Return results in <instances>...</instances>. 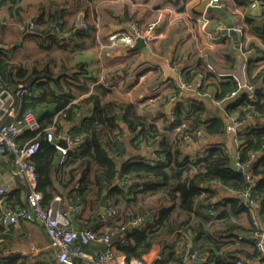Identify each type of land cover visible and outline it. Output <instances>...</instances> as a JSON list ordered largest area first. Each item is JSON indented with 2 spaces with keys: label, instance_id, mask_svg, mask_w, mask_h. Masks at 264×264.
Segmentation results:
<instances>
[{
  "label": "trees",
  "instance_id": "trees-1",
  "mask_svg": "<svg viewBox=\"0 0 264 264\" xmlns=\"http://www.w3.org/2000/svg\"><path fill=\"white\" fill-rule=\"evenodd\" d=\"M235 1L244 11L255 0ZM256 1L264 6V0ZM5 2L12 4L9 12L20 17L22 6L19 1L0 0V6ZM59 2L66 3V0H40L37 4L41 13L35 21L36 27L32 30L25 28L39 48L46 50L44 58L34 56L12 61L9 54L0 53V85L11 89L23 85L38 91L36 95L17 98L16 119L30 108L50 104L51 110L36 114L40 128L53 125L59 132L63 121L69 126L67 135L79 141L67 152L63 163H58L59 152L54 144L45 139L44 133L38 137L40 147L31 161L37 174L36 188L42 194V206H48L55 195L66 194L74 205L83 208L97 205L106 193L107 202L122 214L121 223L116 222L109 229L113 234L121 233V236L115 237V247L118 254L128 259L138 258L148 249L149 238L163 230L174 211L193 212L197 221L175 233L160 248L153 264H182V253L189 250V245L199 251L197 264H235L238 258L235 250L239 248L232 251L226 248L216 253L220 242L216 239L227 245L233 242L234 237L236 242L249 240L255 254L262 257L255 238L251 236L256 229L252 225L251 207L236 192L248 191L258 213L264 214V154L261 155L264 151V124L246 125L249 120L264 116V93L257 88L253 92L238 91L224 105L222 114L208 107L210 101L197 93L189 97L185 104L180 102L175 107V115L166 126H158L141 115L133 103L118 98L109 85L89 75L84 61L71 65L63 62L60 69L53 70L55 53L64 58L67 55L61 54L66 52L74 59L80 49V44L66 37L68 28L62 21V13L57 20L54 17V9ZM245 21L250 32L264 43V23L249 16ZM85 27H79L75 36L88 35V28ZM225 36L217 35L215 38L221 40ZM125 47L128 51L134 49ZM248 47L257 49L254 40ZM219 54L227 68L235 66L236 57L230 52L223 49L219 50ZM207 57H211L209 53ZM262 58L248 57L245 62L246 78L253 84L264 83V67L258 64ZM197 62L191 71L185 72L184 69V81H194L199 73L204 72L200 66L207 67L205 59L200 57ZM221 78L214 82L212 73L206 74L201 80L199 92H209L210 100H221L237 90L238 81L233 75L228 73ZM177 90L176 84L164 88V94H161L164 101L159 107L169 102L170 96L177 94ZM210 106L219 109L212 103ZM232 114L246 119L237 129L239 143L236 159L239 165L244 166L241 172L228 166L230 157L223 142L211 143L200 157L182 155L179 142L184 134L201 131L204 138L222 137L227 130L228 117ZM75 118H78L77 124L74 123ZM33 136L34 132L25 130L18 141ZM142 146L154 147L153 156L141 154ZM252 153L254 158H251ZM211 182L219 183L223 190L235 193V196L222 202L214 199L217 193L210 186ZM24 192L26 195L27 191ZM218 207L220 211H217ZM243 213L249 217L250 226L243 230L239 239L237 236L241 227L234 223V219ZM145 215H150V218L139 225H129L131 219L142 220ZM204 224L214 225L215 233L205 231ZM262 260L264 262V258ZM236 261L241 264L240 259ZM22 263L17 255L0 259V264Z\"/></svg>",
  "mask_w": 264,
  "mask_h": 264
},
{
  "label": "crops",
  "instance_id": "crops-1",
  "mask_svg": "<svg viewBox=\"0 0 264 264\" xmlns=\"http://www.w3.org/2000/svg\"><path fill=\"white\" fill-rule=\"evenodd\" d=\"M18 1L22 6L20 17L18 14L13 16L11 12H9L12 6L10 2H5L0 6V16L2 15L4 18L12 21L17 28L15 30L16 34H14L11 30H7L0 20V53L3 51V53L11 56L12 53H10L9 50H4L6 43L2 40L1 35L4 37L12 35L16 37V40L11 41L10 44L16 47V49L27 47L29 51L25 53L28 54L32 52L28 56L31 55L34 57L40 52L41 54L38 56L44 58L46 50L44 51L39 48L37 42L29 36V33L22 29L19 21L21 18L22 20L30 18L37 20L39 18L41 12L38 10L37 3L40 0ZM202 1L207 2L208 0H94L91 2L85 0H69V3L66 0L67 4L59 2V5L55 7L54 17H61L60 14L62 13V21L65 22L68 28L66 37L80 44V49H78V52L74 55L73 62L84 61L88 74L94 76L100 83L102 82L104 85L107 83L111 86L112 92L115 93L118 98L133 103L137 111L152 123L158 126H166L168 120L173 119L175 115V107L180 104V102L185 104L186 100L195 94L190 91H182L176 94L172 100L159 107L161 100H159L158 91L160 87L163 86L161 79L164 76L168 79L167 84L164 85L165 88L171 84L179 85L183 80L182 76L184 74V69L185 72L191 71L198 63L197 60L200 58L202 52L199 47L202 48L205 55L209 53L211 56L207 60L210 65L206 64L207 67L205 68L203 65L200 66L204 70V72L197 75L201 76V80L206 77V74L210 73H212L215 78L214 82H216V79H222L221 76L228 73L239 79H244L246 78L245 62L247 58L264 57V43L256 34L250 32L249 26L245 21L246 17L244 21L247 26L246 35H248V39L243 41L242 37L238 34L239 55L235 54L234 44L230 35L226 34L225 38L221 40L215 38L213 28L216 26V23H212L207 27L206 31H203L198 25L192 28L189 23V14L201 13L199 11V6ZM221 1L223 3V7L221 8L222 13H208L216 20H221L226 27L227 22L223 17L224 14L231 19L232 23L237 24L238 21L232 16L231 11L235 8L241 11L242 7H240L235 0ZM254 2L255 7H250L249 5L244 10L245 16L256 19L257 22L263 24L264 11L256 15L254 9L257 7L264 8V6L258 4L256 0ZM2 10L3 12L1 13ZM79 16H82L85 21V28H88V35L83 33L79 34L80 36H75L77 35L75 31L79 28L76 25V19ZM149 22L154 23L153 34L156 35V38L146 42V52L136 48L132 51H128L125 45L120 42L115 44L110 43L109 36L112 33L130 31L131 25H137L139 28L144 29ZM72 32V36L69 37ZM253 40L257 49L248 47L250 41ZM20 44L21 46H19ZM247 48L250 49V51H248ZM223 49L236 57V64L233 68H227L228 66L224 58L220 56L219 50ZM55 56L56 60L53 62L52 67L53 70H58L64 62V59L63 57H59L56 53ZM258 64L259 67H264V58H262ZM177 70H179V72H177ZM211 88L213 89V86ZM151 98L153 100H150ZM162 101H164V99ZM210 103L212 102L210 101ZM210 103H207L208 107L216 110L220 114L223 113L221 111L223 108L215 109L210 106ZM51 108L52 106L50 104H46L34 108V110L36 114H40L48 109L51 110ZM160 109H162L161 113H159ZM16 115L15 102L14 120H17ZM180 115L183 116L182 114ZM77 122L78 118H75L74 123L77 124ZM249 124L263 125L264 116L258 119L256 118V120H249L246 125ZM61 125L62 129L60 127V131L62 134H67L69 126L63 121ZM228 132L226 130L225 135L222 137L203 138L199 142L192 143L186 148L181 147L179 144L181 153L182 155H187L189 158H195L213 142H223L226 147ZM170 133L172 132H169V135ZM231 136L232 144L236 149L237 155L238 144L232 133ZM154 149L155 148L152 146H142L140 153L152 157ZM263 154L264 151L261 155ZM10 156L11 154L6 153L0 159V184L6 189V199L4 203L0 204V217L6 209L25 207L27 205L29 186L25 180L16 177L12 173ZM210 186L216 189L217 194L214 196V199H219L220 202L226 198L235 196V193L223 190L217 182H211ZM24 190L27 191L26 195ZM59 196L65 204L68 203L69 200L71 201L66 194H60ZM103 196L107 205L103 209V216L98 217L99 203ZM52 200L48 205L51 204ZM107 201L106 193H103L97 205L90 204L83 208L79 206L78 210L72 216V226L76 229H92L95 232L101 233L111 232L109 229L111 225L116 222L121 223L122 214ZM217 211H220V207H218ZM251 212L252 216L257 218L262 219V217H264V214L258 213L256 204L253 205ZM195 221H197V217L193 212L174 211L163 230L159 234L149 238L148 249L141 253L138 258H142L144 264H153L155 258L158 256L160 248L174 237L175 233L184 230L187 224H191ZM142 222L143 219L135 224L129 223V225H139ZM234 223L241 227L238 231L241 232L239 234H242L243 230L250 226V219L243 213L234 219ZM203 226L205 231L213 232L215 230L214 225L204 224ZM122 229L123 228H120V230ZM214 233L215 231L213 234ZM117 235L121 236V233L112 234V244L115 250V237ZM216 240L220 241L216 253L226 248L232 251V249L237 247L239 250H235L236 255H238L236 260L240 259L241 264H264L262 260L264 257L255 254L256 252H254V248L249 240L236 242L234 237L233 242L227 245L221 243V240ZM191 247L192 251H190ZM103 248L104 246L99 242L89 243L84 246L85 251L91 257H95L97 252ZM188 248L189 250L187 252L183 251L182 253V264H197L199 261L196 259L197 256H199L198 249H194L192 245H189ZM58 252V247L50 245L44 227L40 222L18 221L17 223L3 225L0 221V259L17 255L22 260V264H61L57 260ZM118 255L123 256V254ZM204 258L205 257H203L202 260ZM236 260L234 263L240 264ZM74 264L82 263L80 259H75Z\"/></svg>",
  "mask_w": 264,
  "mask_h": 264
},
{
  "label": "built area",
  "instance_id": "built-area-1",
  "mask_svg": "<svg viewBox=\"0 0 264 264\" xmlns=\"http://www.w3.org/2000/svg\"><path fill=\"white\" fill-rule=\"evenodd\" d=\"M207 7H218L222 8L223 3L221 0H208L206 2ZM250 7H255V3H251ZM232 16L238 21L237 24L233 23V29L242 37L243 41L248 39L247 26L244 21L245 12L240 11L235 8L231 11ZM36 19H23L20 21V26L25 30L27 27L32 30L36 27ZM189 23L192 28L198 25L203 31H206L212 23H216L214 26L215 37L217 35H226L227 27L222 23L221 20H216L211 17L206 9L198 14H189ZM76 25L78 27L85 26L84 21L81 16L76 19ZM154 23L148 24L145 31L137 28L136 25H131L135 35L131 31H121L112 33L109 36V41L111 44L115 42H121L125 46L133 47L136 44V37H143L144 42L152 41L156 38L153 34ZM202 51L200 57H203L205 61L208 60L207 55ZM248 51L250 49L247 48ZM207 64L210 65L207 61ZM233 77L238 81V88L232 91L229 95L221 100H210L211 94L209 92L201 93L199 92V87L201 86V76H197L194 81L186 82L182 80L178 86L177 94L182 91H190L194 94H203L207 99H209L213 105L217 108H223L224 105L231 101L238 91H248L253 92L255 88L261 90L264 93V83L255 82L254 84L249 82L247 78H237ZM161 83L163 86L160 87L158 91V97L160 99L161 95L164 94V85L167 84L168 79L166 76L162 77ZM105 85L108 86L107 83ZM111 87V86H110ZM38 91L34 88H28L25 86H19L16 89H11L7 87H2L0 85V159L6 153L11 154V171L12 173L27 182L28 195H27V205L25 207H18L14 209H6L0 217V221L3 225H8L12 223H17L18 221H31L40 222L46 233L50 245L58 247L59 252L57 255V260L61 264H74L75 259H80L82 264H144L142 258H132L128 259L125 256H120L117 254L113 244H112V234L109 233H97L92 229H76L72 226V216L78 210V207L74 205L70 200L68 203H63L59 195H55L50 205L43 207L41 204L42 195L37 190V174L35 172V167L31 161L32 156L37 152L40 147V141L38 137L44 133V137L50 143H53L55 148L59 152L58 163H63L65 155L67 152L75 146L79 141L72 140L69 135L62 134L61 131L56 132L55 128L48 126L46 128H40L38 123V118L34 109L30 108L26 110L21 118L14 120L15 115V102L17 98L24 95H36ZM176 94L170 96L169 101L174 98ZM164 98L161 97V101ZM150 100H153L152 98ZM238 115H229L227 120V130L230 131L234 137L237 144L239 139L237 138V129L246 122V119H240ZM25 130H30L34 132V136L30 137L22 142L18 141V137ZM205 136L201 131H196L191 134H184L179 142L180 146L183 148L188 147L192 143H197ZM61 140H64L66 145L62 146L60 144ZM203 152H200L199 157ZM255 157V154H251V158ZM1 165V160H0ZM242 170L243 165H240ZM249 179V175L246 176ZM6 189L0 184V204L4 203ZM237 195L243 197L247 204L253 209L255 201L249 197L248 191L246 192H236ZM254 212V210H253ZM141 221L140 218H133L130 220L131 224H135ZM253 225L256 229L251 232V236L255 238L257 248L261 255L264 257V217L257 218L253 216ZM123 228V227H122ZM243 235L239 234L237 238H241ZM99 242L104 248L97 252L95 257H91L85 251L84 246ZM238 262V261H237Z\"/></svg>",
  "mask_w": 264,
  "mask_h": 264
},
{
  "label": "water",
  "instance_id": "water-1",
  "mask_svg": "<svg viewBox=\"0 0 264 264\" xmlns=\"http://www.w3.org/2000/svg\"><path fill=\"white\" fill-rule=\"evenodd\" d=\"M204 9H206L208 12H216V13H222L221 12V9H219L218 7H207L206 8V1H202L200 6H199V11L202 12L204 11ZM256 15L259 14L260 12H263L264 11V8H261V7H257L256 9H254ZM223 17L225 18L226 22H227V33L228 35L231 36V39L233 41V44H234V48H235V54L236 55H239V38H238V33L236 30L233 29V23L231 21V19L226 16L225 14L223 15ZM55 19L57 20V17H55ZM134 35V31L133 29H129ZM73 34L70 33L69 37H71ZM134 48L136 49H141L143 50L144 52H146V43L144 42V39L143 37H140V36H137L136 37V44L133 46ZM177 72H179V70H177ZM120 116V115H119ZM228 132V130H227ZM60 144L62 146H65L66 143L64 140H61ZM226 148L228 150V155L230 157V160H229V163H228V166L235 170V171H238V172H241L242 171V168L239 167L238 165V162H237V159H236V149L234 148L233 144H232V136H231V133L230 131L228 132L227 134V140H226ZM106 202H105V198L104 196L101 198V201L99 203V212H98V217H102L103 214H104V208L106 207ZM148 218H150V215H145L143 217V221L144 220H147ZM190 251H192V247L190 248Z\"/></svg>",
  "mask_w": 264,
  "mask_h": 264
},
{
  "label": "rangeland",
  "instance_id": "rangeland-1",
  "mask_svg": "<svg viewBox=\"0 0 264 264\" xmlns=\"http://www.w3.org/2000/svg\"><path fill=\"white\" fill-rule=\"evenodd\" d=\"M2 12H3V10L1 11V13ZM0 20L3 22L2 25L4 27H6L7 30H11L12 33L16 34V31L15 30L17 28H16L15 24L12 23V21H9L7 18H4L2 15L0 16ZM151 23L152 22H149V23H147V25L148 24H151ZM147 25L145 26V28L143 27L144 29H142V31H145ZM1 37H2V40L4 41V43H6L5 44L6 47H5L4 50H6V51L9 50V52L13 54V55L11 54L12 61H16V60H22L23 61V60H25V58L26 59H29V58L32 57L31 55L28 56L32 52H30L28 54L25 53L26 51H29V49L27 47H25V48L24 47H20V49H16V47H14L12 44H10L11 41L16 40V37H14L12 35H7L5 37L3 35H1ZM115 43H118V42H115ZM115 43H113V44H115ZM19 46H21V44ZM40 54L41 53L38 52L37 53V56L40 55ZM61 55L62 56H66L67 55L66 57L63 58L64 59V62H66V64L71 65L73 63V56L71 54H66V52H65V53H63ZM59 57H61V56H59ZM170 135H172V133H170Z\"/></svg>",
  "mask_w": 264,
  "mask_h": 264
}]
</instances>
